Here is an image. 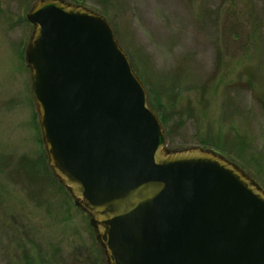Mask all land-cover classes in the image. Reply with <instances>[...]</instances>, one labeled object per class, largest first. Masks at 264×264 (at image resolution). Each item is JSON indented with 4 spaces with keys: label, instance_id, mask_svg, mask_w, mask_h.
Wrapping results in <instances>:
<instances>
[{
    "label": "water",
    "instance_id": "95a60500",
    "mask_svg": "<svg viewBox=\"0 0 264 264\" xmlns=\"http://www.w3.org/2000/svg\"><path fill=\"white\" fill-rule=\"evenodd\" d=\"M26 19L48 164L107 264H264V192L211 150L164 149L106 19L61 0L38 2Z\"/></svg>",
    "mask_w": 264,
    "mask_h": 264
},
{
    "label": "rangeland",
    "instance_id": "374dc122",
    "mask_svg": "<svg viewBox=\"0 0 264 264\" xmlns=\"http://www.w3.org/2000/svg\"><path fill=\"white\" fill-rule=\"evenodd\" d=\"M40 1L0 0V264H107L90 218L42 162L25 56ZM61 1L106 19L149 106V91L163 93L160 113L150 108L164 149L211 150L264 192V0ZM250 14L262 26L245 50L229 29L235 19L249 29Z\"/></svg>",
    "mask_w": 264,
    "mask_h": 264
},
{
    "label": "trees",
    "instance_id": "16d2710c",
    "mask_svg": "<svg viewBox=\"0 0 264 264\" xmlns=\"http://www.w3.org/2000/svg\"><path fill=\"white\" fill-rule=\"evenodd\" d=\"M235 1L239 2V0H235ZM231 11L233 10H230V13ZM250 16H251L252 26L250 25L249 29H247L248 25H245V26L242 25V22L239 19H235L237 21H235L233 23V27L229 29L231 31L232 37L236 40V42L242 40V38L245 39V43H244L245 50H247V48L249 50L250 48L257 47V43H256L257 32H260L261 26H262V20L258 16H255L253 14H250ZM252 27L254 29H252ZM248 82L250 83L251 81L249 80ZM162 94L161 92L160 93L154 92L152 94V92L149 91L150 106L152 107V109H154V111L158 112V114L160 113L159 111L161 110V95ZM204 144L206 146H211L208 143H204ZM42 162L45 164V166L48 165L47 164L48 161L46 160V158ZM44 164H41L40 166V168L42 167L43 170H44Z\"/></svg>",
    "mask_w": 264,
    "mask_h": 264
}]
</instances>
